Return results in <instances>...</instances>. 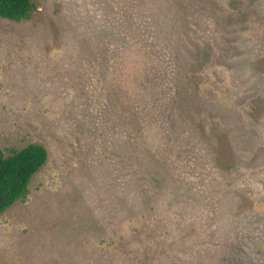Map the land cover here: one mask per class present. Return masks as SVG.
<instances>
[{
  "label": "rangeland",
  "instance_id": "rangeland-1",
  "mask_svg": "<svg viewBox=\"0 0 264 264\" xmlns=\"http://www.w3.org/2000/svg\"><path fill=\"white\" fill-rule=\"evenodd\" d=\"M32 1L0 149L48 159L0 264H264V0Z\"/></svg>",
  "mask_w": 264,
  "mask_h": 264
},
{
  "label": "trees",
  "instance_id": "trees-1",
  "mask_svg": "<svg viewBox=\"0 0 264 264\" xmlns=\"http://www.w3.org/2000/svg\"><path fill=\"white\" fill-rule=\"evenodd\" d=\"M34 9L32 0H0V16L3 18L27 19ZM47 159L48 150L40 143H30L10 154L0 149V213L27 196L33 176Z\"/></svg>",
  "mask_w": 264,
  "mask_h": 264
}]
</instances>
